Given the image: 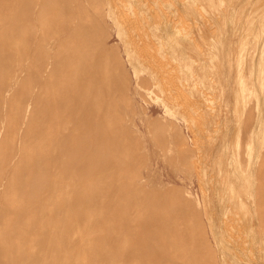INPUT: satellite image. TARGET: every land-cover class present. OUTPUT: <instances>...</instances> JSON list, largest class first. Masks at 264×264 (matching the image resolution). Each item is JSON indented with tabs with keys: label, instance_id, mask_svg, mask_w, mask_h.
I'll list each match as a JSON object with an SVG mask.
<instances>
[{
	"label": "bare ground",
	"instance_id": "1",
	"mask_svg": "<svg viewBox=\"0 0 264 264\" xmlns=\"http://www.w3.org/2000/svg\"><path fill=\"white\" fill-rule=\"evenodd\" d=\"M61 1L65 3L66 0ZM182 1L171 0L163 4L168 9L175 11L177 5H180L182 13L188 18H191V15L196 12L195 7L200 4L202 6L200 8H203L208 14L214 17L221 16L223 23L219 26H222V29L224 28L227 33L235 21L236 5L240 2L243 5L246 1L248 2V0ZM54 2L55 0H0V264H161L162 256H165L164 253L169 250L163 248L165 247L162 245L163 233L159 231L161 227L158 225L157 229H153L154 225L148 224L150 219L146 215V211L150 209H147L148 206L144 203L145 198H155L156 195L153 193L157 194V192L148 193V189L145 190L141 183L145 182L143 172L142 176L132 173L133 169L130 166L132 163H137L140 158L142 159V156L136 149L141 138L139 137V139L130 132L128 126H135L134 117L136 115L148 122L151 114L149 115L146 109L149 108H146L141 101L125 97L121 102L126 115L124 120L118 114L120 111L123 113L122 110L116 113L117 107L115 106V109L112 107L115 102L111 105L112 100L108 99L110 105L107 106L108 112L102 121L97 118L96 113L83 111L84 106L81 104L84 99L78 106L75 97L77 93L74 94V92H80L78 91L80 76L77 75L79 73L73 71L72 66L73 62L78 60L79 52H69L64 55L62 48L70 38L81 37L82 30L76 25L85 19L82 18L84 15L86 18L92 19L93 32L90 30L92 34L89 33L91 35L89 38L92 37L91 42L89 41L90 44L92 43L95 51H100V54L103 52L102 60L107 69L111 68L110 74L112 70L114 71L115 75L110 76L108 73L110 79L109 76L103 75L107 77V80L105 77L103 78L110 86V90L111 87L114 88H112L113 91H116L115 88L122 89L126 86L127 78L130 81V76L128 77L127 74V63L133 71L134 93H140L141 97L142 94H147L154 100L153 102H158L163 108V114L157 113L161 117L156 116L155 119H158L155 122V127L153 126L154 129L147 126V135L152 143L151 153L146 154L144 164L141 165H144L146 169L150 168L153 158L163 159L167 163L165 153L168 150L163 153L159 146V139H162L163 136L165 140L168 137L170 144L168 152L172 153L174 144L179 143L182 151L191 154V161L195 162L199 157L198 153L193 151L192 144L199 147L198 151L203 152L201 149L202 140L194 141L195 138L192 137L193 133L203 137L201 129L197 126H204L207 131H210L212 125H217L214 126L215 128L219 126L216 132L222 133L223 141L220 147L222 150L216 152L213 157L215 163L219 162V166H216L218 173L225 175L224 192L227 195L230 193L234 198L239 197V208L244 209L247 216L249 213L251 215L249 218L246 216L248 223L246 220L244 221V224H248V234L251 237L255 236L254 241V237L251 238L253 246L247 248L248 254H257L259 249H256V252L253 247L258 246L259 243H262L260 246L263 245L262 250H264V220H261L262 217L259 218V206L257 207L259 202L257 192L258 188L260 189L259 185H262L259 181L264 180V10L257 17L252 16V19H249L247 14L246 18H241L244 20L241 25L239 21L235 24L234 28H243L248 32L244 37L239 35L241 37L237 39L240 42L237 44L235 55L228 47L226 39L228 35L224 32L220 40L210 38L213 51L210 50L212 51V54L209 52L211 57L206 61L202 57L203 53L198 51V44L192 36L193 28L190 30L185 25L180 26L178 23L181 20L177 17L178 21L172 14V17L178 21L176 25L173 24L174 21L171 22L170 17L169 19L165 17L162 11L164 8L158 0L154 1L153 7L147 0H128L127 9L146 28L145 31L143 30L146 32V38L153 40L154 44L152 45L146 42L151 45L149 46L153 49H151L152 52L156 50L155 53L158 52L161 55L159 57L170 58L176 62L178 71L176 78L184 88L183 90L179 89V97L183 99V103H181V99L178 100V97L170 99L166 96V84L164 85V83H166L165 81L169 82V73L164 72L165 77L160 76L159 72L147 61V58L141 55L139 41H135L131 36L130 26L128 27L126 19L121 17L122 13L118 6H115V1L86 0L85 3L88 5L86 6L78 0H71L70 17H64L63 4L60 17L52 20L51 12ZM256 2L259 1L256 0ZM178 11L180 12V10ZM82 13L84 15H81ZM160 14L164 19L158 21L156 18L160 17ZM196 14L199 13L196 12ZM108 19L111 20L112 25H109ZM190 21L192 22V20ZM110 30L115 31L120 46H118V42L113 46L107 45L106 38L110 34ZM216 33L214 32V35ZM88 39L87 43L84 42L88 45L85 44V48L89 49ZM222 46L224 51L221 50ZM218 50L222 51V59L225 57L231 61V58L236 57L234 81H232L233 73L231 74L230 71L232 63L223 65L222 59L221 67L215 63L216 58L220 57ZM89 53L91 54L92 51ZM85 55L87 56V53ZM88 56L90 55L88 54ZM88 56L87 59L84 58L86 61L90 58ZM153 61L155 62V60ZM85 63L87 64L88 61ZM89 63L91 62L89 61ZM84 68H82L83 73L85 72ZM95 68L96 66L93 64L88 70L90 73L88 72L87 77L90 78L89 84H91V89H88L89 94L95 91L96 84H100L98 89L103 85L101 82H95V76L99 75H96ZM172 69L170 67L171 71ZM107 72L109 71L107 70ZM105 74L107 75L106 72ZM81 77L83 76L81 75ZM148 81L151 82L150 86ZM86 87L87 85L84 87L85 91ZM105 90L106 86L104 90H101L103 96ZM205 90L215 92L216 99L222 103L215 105L216 102L213 99L210 100L205 96ZM96 91H99V98L102 94L100 90ZM86 93L87 91L83 94ZM111 93L108 92L109 98L112 96H109ZM95 95L97 94L95 93ZM116 95L117 93L114 95L115 98H117ZM103 96L99 99L104 100L101 99ZM147 96L146 99H142L150 102L151 100L149 101ZM195 97H203L205 100L204 107L201 106L202 104H198V101L199 110L195 107L196 104L191 101V98ZM206 101L211 105H206ZM89 103L85 106L86 108L95 105L93 102L90 103L91 105ZM100 103L98 101L96 104ZM186 106L189 111L199 115L198 119L188 112ZM158 107L160 106L158 105ZM151 117L153 119V116ZM195 127L198 128L197 132L194 131ZM137 130L144 136V131L138 127ZM191 133L192 135H190ZM231 133L234 134L233 142L229 138ZM217 138L216 136L214 139ZM142 139L141 147L146 149L148 141ZM210 146L213 145L210 144ZM220 155L223 156V159L220 157L218 159ZM182 156H187V154ZM203 157L205 159L201 161L202 176L206 180V188L210 189V163L205 152ZM224 159L226 167H223ZM119 161L125 163L126 167L123 164L120 165ZM115 162L117 165H114ZM136 165L133 164L134 168ZM180 169L178 170L180 171ZM193 174L190 175L193 176ZM146 179L148 185L157 190L155 174L149 172ZM172 184L175 185V183ZM159 188H162L161 185ZM182 188L183 186H181ZM190 188L185 189L183 193H178L173 199L176 204L182 205L193 214V220L195 218L196 225L200 226V222L203 220L201 221L199 213L202 214V212L198 213L197 206L202 207L203 203L199 199V195L198 197L193 195ZM181 189L179 187V190ZM200 189L204 191L202 188ZM171 190L175 192L173 188ZM171 190L169 189V191ZM243 192L246 194H244L245 197H248L247 199L243 197ZM166 194L164 192L165 196ZM166 197L168 198V195ZM149 199L147 202L151 204ZM207 199L204 200L205 207L210 203L213 204L211 198ZM165 202H167L166 199ZM262 202L264 204V199ZM220 203H222L220 207L222 210L224 203ZM162 206L164 205L162 204ZM223 207V214L226 215L228 208ZM158 209L161 210L159 207ZM164 210L166 209L164 208ZM154 213L156 214V212ZM160 213L159 211L156 215L159 216ZM206 213H208L209 219L207 220L211 222L210 225L220 253L223 256L231 257L229 245L217 224V218L213 212H208L207 207ZM245 213H243L244 216L242 215V221L245 219ZM157 219L161 221L160 217ZM190 223L192 224V222ZM168 224L165 225L163 232L165 230L169 232ZM192 230V232L195 231ZM259 232L262 235L261 238L258 237V235L261 236ZM181 238L183 239V237ZM167 240L172 243L174 241V239ZM191 244L194 245L193 242ZM183 246L181 245L179 249L185 248ZM170 248L175 249L176 247L170 246ZM173 251L170 250V252ZM176 253H174L175 259ZM223 256L221 255L222 258H224ZM183 258L187 257L183 255ZM194 258L195 264H213L214 260L211 256L205 259H200L197 256ZM257 258L260 259L258 256ZM177 260L180 262V259ZM231 260H233L232 264H245L234 255ZM163 263L165 264V262ZM224 263H226L225 260ZM247 264L251 263L247 262Z\"/></svg>",
	"mask_w": 264,
	"mask_h": 264
},
{
	"label": "rangeland",
	"instance_id": "2",
	"mask_svg": "<svg viewBox=\"0 0 264 264\" xmlns=\"http://www.w3.org/2000/svg\"><path fill=\"white\" fill-rule=\"evenodd\" d=\"M70 1L71 0H66L65 1V3L63 2L62 3V1L61 0H55V2L54 3H52V12H51V15H52V20L53 19H58L59 17H60V11H61V5H63L64 4V12H63V14H64V17L65 18H69L70 17V15H71V3H70ZM78 1H80L82 4H84V5H86L87 3H85V1L86 0H78ZM113 1H115V6L117 5L118 6V9L120 10V12L122 13H120L121 14V17L125 20L126 19V23H127V26L129 27L130 26V28H129V30H130V34H131V36L133 37V39L135 40V41H139V47H140V52H141V55L143 56V57H146L147 58V61H149L151 64H152V66H153V68L157 71V72H159V75L161 76L162 75V77H165L164 75V72L166 73H169V76H168V79H169V82L168 81H165L166 83H164V85H165V94H166V96L167 97H169L170 99H173L174 97H178V100H180V102L181 103H183V99L181 98V97H179V94H180V91H179V89L180 90H183L184 88H183V86L180 84V81L178 80V78H176L177 77V75H178V71H177V64H176V62H174L172 59H170V58H166V59H164V58H162V57H159V56H161L158 52L157 53H155L156 52V50H154L153 52H152V48L150 47L152 44H154L153 43V40H152V38L151 39H148V38H146V32H144L145 31V27L144 26H142L143 24H141V21H139L138 19H135V17H134V15H132L131 13H130V11L127 9V7H126V4L128 3V0H113ZM117 1V2H116ZM127 1V2H126ZM149 3H150V5H151V7H153L154 6V1L155 0H147ZM159 1V3L162 5V8H164L162 11H163V13L165 14V17L167 18V19H169V17H170V21L171 22H173V24H177L178 23V21L179 20H181V22L180 23H178V24H180V26H182V25H185L188 29H192L191 31H192V33H193V38L195 39V41L197 42V44H198V51H200V52H202L203 54H202V57L206 60V61H208L209 60V58L211 57V52L213 51V49L211 48L212 46V38H216L217 40H220L223 36V33L224 32H226L227 33V31L226 30H224V28L222 29V26L220 27L219 25H222V23H223V21H222V18H221V16L219 17V16H216V17H214V16H212V15H210V14H208L207 12H205L204 10H203V8H200V7H202L200 4L198 5V6H196L195 7V11L197 12V13H199L198 15L196 14V12H194V14H192L191 15V18H188L186 15H184L183 13H182V8H181V6L180 5H177V10L175 11L174 9H172V10H170V9H168L167 8V6L166 5H164L163 3H165V2H168V1H171V0H158ZM162 3H161V2ZM164 1V2H163ZM253 1V2H252ZM257 1H259V2H256V0H248V2L246 1V3L243 5L241 2H240V4H238V5H236V12H235V21H234V23H232V25H231V28H230V30L228 31V33H227V35H228V38H226L227 39V44H228V47H230L231 49H232V51H233V54L235 55L237 52H236V50H237V44L240 42V40L238 41L237 39H240L239 37H241V36H239L240 34L242 35V37H244L245 35H247V31L246 30H244L243 28H240V29H236V28H234V26H235V24H237V22L239 21L240 23V25H241V23H243V21L244 20H241V18L242 19H244V18H246L245 17V15L247 16V14H248V17H249V19H252V16L255 18V17H257L259 14H261L262 12H263V8H264V0H257ZM119 2V3H118ZM182 2H184V0L182 1ZM236 3H239V2H236ZM255 3H257V4H255ZM258 3H259V5H258ZM243 5V6H242ZM245 5H247L246 6V8H245V11H243V8H244V6ZM86 6H88V5H86ZM255 6H257L256 8H255ZM263 6V7H262ZM179 7V8H178ZM262 7V8H261ZM105 8H106V6H105ZM261 8V9H260ZM166 9V10H165ZM196 9H198V10H196ZM257 9V11H255ZM178 10H180V12L178 11ZM204 12V13H203ZM253 12V13H252ZM128 14V15H127ZM170 16H169V15ZM172 14H173V17H175L176 19H177V17L179 18V20L178 21H176V19H174L173 17H172ZM179 14V15H178ZM203 14V15H202ZM251 14V15H250ZM81 15H84L83 13L81 14ZM123 15V16H122ZM130 15H132V16H130ZM161 15V14H160ZM85 16V15H84ZM82 17L84 20H82V22L78 25H76L77 27H80V29L82 30V34H81V37L80 36H76V38L75 37H72V38H70L67 42H66V44L64 45V48H62V49H64V55H67L66 53H72V52H79V55H78V60L76 59L74 62H73V71H75L76 73H79V74H77L78 76H80L79 78H80V88H78L77 90L78 91H80V92H77V91H75L74 92V94L75 93H77L76 95L78 96H75L76 97V100H77V103H78V106H80V104L82 103V100L84 101L83 102V104H81V105H83L84 106V108H83V111H87V112H94V113H96L95 115H98L97 116V118L99 119V120H102V121H104V119L103 118H105V115H107V112H108V107L107 106H109L110 104H109V100L111 101L112 100V102H111V105H112V103L113 102H115V103H117V104H115V103H113V105H112V107L115 109L116 107V109H115V111H116V113H118L120 110H122V112L123 113H121V111L118 113L124 120H125V118H126V115H125V113H124V111H123V107L121 106V102L125 99V97H127V98H129L130 97V99H132L133 98V100L135 99L136 101H141L142 103H143V105L146 107V108H149V109H146L147 110V113L150 115V119H149V121L147 122V120H144V119H141L140 117L138 118V115H136L135 117H134V123H135V126H128L129 127V130H130V132H132V133H134L138 138L140 137L141 138V140L143 141V139L142 138H144V140H147L148 142H147V148L145 149V148H143L144 149V151L142 152V141L140 140L139 141V143H138V146H137V152L138 153H140V155L142 156V159L140 158L138 161H137V163L135 162V163H132L130 166H132L131 168L133 169H131L132 171V173H138V175H140V176H142L143 175V180L146 182V178H147V175H148V173L150 172V173H154L155 174V180H156V182H157V184H158V187L157 186H155L156 188H157V190L156 189H154V188H152V187H150L149 185H148V182H141V183H143L142 185L145 187V190H147L148 189V193H151L152 191L153 192H157V194L156 193H153L154 195H156L155 196V198L154 197H152V199L150 200L149 199V197H146L145 198V205L146 206H148L147 207V209H150L149 211H146V215L149 217V219L150 220H148V221H150V222H148V224L150 223V225H154L153 226V229H155L156 227H161V229L159 228V231H161V233H163V235H162V245L164 246L165 245V247H163V248H168L169 250H167V252H165L164 254H165V256H162V261L163 262H165V264H183V262H184V264H195L194 263V256L196 257H198V258H200V259H205V258H208V257H212L214 260H213V264H232V261L233 260H231V257H232V255H234V256H236V257H238V258H240L245 264H247V262L249 263H251V264H264V261L262 260V257L264 256L263 254H264V250H262V248H263V245H261L260 246V244H262V243H259V244H257L258 246H255V247H253L254 249H255V251H256V249L258 250V253L257 254H251V253H249L248 254V250H247V248H250V247H252L253 246V244H252V239L251 238H253V241L255 240V236H253V237H251V235L250 234H248V232H247V225L248 224H246V223H248L247 222V220H246V214L247 213H245L246 211L244 210V209H240L239 208V206H238V199H239V197H232L231 196V194L229 193L228 195H227V193H225L224 192V186H225V183H226V181H225V175H221V174H219L218 173V170H217V168H216V166L218 165L219 166V162H216L215 163V158L213 157L214 156V154H216V152H220L222 149L220 148L221 147V143H222V141H223V138H222V133H217L216 132V130H217V128L219 129V126L218 127H214V126H217V125H212L211 126V128H210V131H207L206 130V128L204 127V126H202V125H199V126H197L199 129H201V134L203 135V137L201 138V136H199V135H197V134H195V133H193V135H192V133L190 134V135H192V137H193V139H194V141H198V139H200V140H202V150H203V152H201V151H198V149H199V147H196V146H194V144H192V149H193V151L197 154V156L199 157V158H197V160L195 161V162H192L191 161V157H190V155L191 154H188V153H184L183 151H182V149H181V146H180V144L179 143H177V144H174V146H173V150L171 151L172 153H170V152H168L169 151V146H170V144H169V141H168V137L166 138V140H165V138H164V136L162 137V139H159V146H161L160 147V149H161V152H163V153H165L167 150V152L165 153L166 155H167V163L166 162H164L163 161V159H160V158H153L152 159V161H151V167L150 168H148V169H146L145 167H144V165H141V164H144V161H145V158H146V154L147 153H151V146H152V143H151V141H150V137H149V135H147V128L148 127H152V129H154V127H155V122L157 121V119L159 118V117H161V115L159 116L158 114L160 113H162L163 114V108H162V106H161V104H158V102H153L154 100L153 99H151L150 97H148L147 96V94H142V97H141V95H139L140 93H134V86H133V83H134V78H133V71H132V69H131V67L126 63V67H127V74H128V77L130 78L129 80L130 81H128V78H127V80H126V86L125 87H123L122 89H120V88H115V90L116 91H113V87H111V90H110V86H108L107 85V77H105V76H109V74H110V72H111V68H108L107 69V67L105 66V63L103 62V58L104 57H102L103 56V52H102V54H100L101 52L100 51H95V49H94V47L90 44V42H91V39H92V37H90L89 38V36H91L90 34H92V33H90V30H92L91 32H93V27L91 26L92 25V19L91 18H86V16L85 17ZM162 16V15H161ZM160 16V17H161ZM132 17V18H131ZM159 16H157V18L156 19H158V21H161V20H163L164 18H163V16L160 18ZM180 17H182V18H180ZM193 17H195V18H193ZM204 19H203V18ZM208 17H210V18H208ZM213 18V20L216 22H214L213 20H212V18ZM99 18V17H98ZM160 18V19H159ZM216 18V19H215ZM253 18V19H254ZM133 19V20H132ZM188 19H189V21H188ZM196 19V21H194ZM202 19H203V22H202ZM136 20V22H134ZM186 20V21H185ZM190 20H192V22L190 21ZM208 20V21H207ZM87 21H89L88 23H86ZM129 21V22H128ZM132 21V22H131ZM91 22V23H90ZM108 22H109V25H112V22H111V20L110 19H108ZM110 22H111V24H110ZM176 22V23H175ZM196 22V23H195ZM211 24H210V23ZM83 23V24H82ZM135 23V24H134ZM190 23V24H189ZM203 23V24H202ZM89 24V25H88ZM133 24H134V26H133ZM188 24H189V26H188ZM210 24V25H209ZM86 25H88V26H86ZM198 25H199V27H198ZM207 25V26H206ZM210 26V28H209V26ZM217 25V26H216ZM136 26V27H135ZM138 26V27H137ZM193 26V27H192ZM203 26V27H202ZM214 26H216V27H214ZM133 29H132V28ZM195 27V28H194ZM206 27V28H205ZM218 27V28H217ZM88 28V29H87ZM135 28V29H134ZM137 28V29H136ZM197 28H199V29H197ZM203 28V29H202ZM217 28V29H216ZM207 29V30H206ZM220 30V32H219V30ZM242 29V30H241ZM89 30V31H88ZM132 30V31H131ZM135 30V31H134ZM140 30H141V32H140ZM144 30V31H143ZM197 30V31H196ZM212 30H214V32L216 33V35H214V32H212ZM208 31V32H207ZM245 31V32H244ZM114 32V33H113ZM90 33V34H89ZM111 33H113V34H111ZM221 33V34H220ZM133 34V35H132ZM213 34V35H212ZM219 35V38H218V35ZM114 35V36H113ZM210 35V36H209ZM221 35V36H220ZM195 36V37H194ZM201 38H200V37ZM249 36V35H248ZM112 37V38H111ZM116 37V38H115ZM221 37V38H220ZM250 37V36H249ZM75 38V39H74ZM80 38H82V39H80ZM89 38V39H88ZM111 38V39H110ZM212 40H211V39ZM87 39H88V44H90V46H89V49H91V50H89L87 47V49L85 48V44L87 43ZM202 39H204V40H202ZM206 39V40H205ZM209 39V40H208ZM229 39V40H228ZM106 40H108V41H106V43H107V45H109V46H113V45H116L117 44V42H118V46H120L119 44V39L117 38V35H116V33H115V31L114 30H110V34H108V36H107V38H106ZM117 40V41H116ZM149 40V41H148ZM81 41V42H80ZM84 41H86V43L84 42ZM90 41V42H89ZM144 41V42H143ZM83 42H84V44H83ZM111 42V43H110ZM116 42V43H115ZM146 42H149L150 44V46L146 43ZM207 42H208V44H207ZM110 43V44H109ZM230 43V44H229ZM208 46H207V45ZM87 45V44H86ZM156 45V44H155ZM81 46H82V48H81ZM88 46V45H87ZM83 47H84V49H83ZM93 47V48H92ZM81 48V49H80ZM143 48V49H142ZM202 48V49H201ZM152 49V50H151ZM212 49V51H210ZM221 50L222 51H224V47L222 46L221 47ZM92 51V53L90 54L89 52H91ZM219 51V50H218ZM222 51H219V55H220V57L219 58H216V64L219 66V67H221L220 65H221V59L223 58L222 56ZM100 52V53H99ZM209 52L211 53V54H209ZM87 53V56H88V54L90 55V56H88V63L86 64L85 62H87L85 59H87V56L85 55ZM148 53V54H147ZM207 54H209V55H207ZM222 55V56H221ZM85 56V57H84ZM94 56V57H93ZM122 56H124V53H122ZM102 57V58H101ZM151 57H152V60H151ZM85 58V59H84ZM163 60H162V59ZM91 59H92V61H91ZM99 59V60H98ZM98 60V61H97ZM153 60H155V62L153 61ZM82 61H85L84 63L82 62ZM89 61L91 62V63H89ZM222 64L224 65V64H230V63H232V68H231V74H232V81H234L235 80V71H236V67H235V64H236V57H233V58H231V61H228V59L227 58H225L224 57V59H222ZM229 63H228V62ZM82 62V63H81ZM102 63H103V65H102ZM157 63V64H156ZM168 65H166V64ZM81 64H83V65H81ZM95 65L96 66V68H95V71H96V75L97 74H99V75H97L98 76V78H97V76H95L96 77V79H95V82H101L102 84V87H103V89H101L102 87H99L100 89H98V86H100V84H96L95 85V91L96 90H100V93L102 94V95H100V97L101 96H103V93H102V91L101 90H104L105 89V86H106V90H105V92H104V96H103V98H101V99H104V100H100L99 98H98V96H99V91H94L97 95H95V93L94 92H92L91 94H89V92H88V89L90 88V85L91 84H89L90 82V78H88L87 77V75L90 73L88 70H89V68H91V66L92 65ZM162 64V65H161ZM170 64V65H169ZM173 64V65H172ZM88 65H90V66H88ZM85 68H84V67ZM101 66V67H100ZM155 66H157V67H155ZM159 66V67H158ZM84 68L83 69V71H85L86 72V75H84V73L82 72V68ZM86 67H88V69H86ZM104 67V68H103ZM129 67V68H128ZM163 67V69H161ZM166 67V68H165ZM170 67L171 68H173L172 69V71L170 70ZM176 68V69H175ZM103 70H105V71H103ZM107 70L109 71V72H107ZM159 70V71H158ZM89 72V73H88ZM104 72V73H103ZM105 72L107 73V75L105 74ZM129 72V73H128ZM171 72V73H170ZM174 72H175V74H174ZM103 73V74H102ZM109 73V74H108ZM100 74H102V75H100ZM130 74V75H129ZM81 75L83 76V77H81ZM103 75H105V76H103ZM112 75H115L114 74V71L112 70V73L110 74V76H112ZM90 76V75H89ZM109 76V79L111 78ZM87 77V78H86ZM102 78V79H99V78ZM103 77H105V79L103 78ZM132 78V79H131ZM89 79V80H88ZM104 79V80H103ZM84 80V81H83ZM88 80V81H87ZM100 80H103V81H100ZM131 80H133V81H131ZM106 83V85H105V83ZM130 82V83H129ZM149 82V83H148ZM147 83L149 84V86L151 85V82L150 81H148ZM172 82V83H171ZM146 83V84H147ZM168 83H170V84H168ZM87 85V87H86V91H87V93L86 94H83L84 92H86L85 91V86ZM129 86H130V88H129ZM132 86H133V88H132ZM182 86V87H181ZM83 88V89H82ZM113 88V89H112ZM127 88V89H126ZM167 88L169 89L168 91H167ZM91 89V88H90ZM110 91H109V90ZM124 89V90H123ZM129 89H131V90H129ZM107 90H108V92H112L111 94H109V96L110 95H112V96H110V98L108 97V92H107ZM118 91V92H117ZM129 91H131V92H129ZM158 90L156 89V92H157ZM179 91V92H178ZM210 90H205V96L206 97H208L210 100L211 99H213V101H215L216 103H215V105H220L222 102H220V100L218 101L217 99H216V93L215 92H213V91H210ZM106 92H107V94H106ZM117 93V95H116V97L117 98H115V94ZM127 93V94H126ZM159 93H160V91H159ZM178 93V94H177ZM89 96H88V95ZM126 94V95H125ZM133 94V95H132ZM134 94H135V96H134ZM88 96L87 98H86V96L84 97H81V96ZM92 95V96H91ZM144 95V96H143ZM147 96V99L150 101V102H146L144 99H142V98H145L146 96ZM82 98H80V97ZM114 96V97H113ZM133 96V97H132ZM138 96V97H137ZM214 96V97H213ZM92 97V101L90 100V98ZM108 97V98H107ZM121 97H123V98H121ZM80 98V99H79ZM98 98V99H97ZM113 98H114V101H113ZM195 98H197V99H195ZM195 98H191V101L193 102V104H196L195 105V107L198 109V105H197V103H198V101H199V103L198 104H202L201 106L202 107H204L203 105H204V102H205V100H204V98L203 97H195ZM79 99V100H78ZM87 99V100H86ZM109 99V100H108ZM146 99V98H145ZM108 100V101H107ZM118 100V101H117ZM119 100H121L120 102H119ZM98 101H100L101 103L100 104H96ZM103 101V102H102ZM218 101V102H217ZM90 102L91 104H92V102H93V104H95V105H91L90 103V105L91 106H89V107H85L88 103ZM118 102H119V104H118ZM146 102V103H145ZM201 102V103H200ZM80 103V104H79ZM150 103V104H149ZM208 103V104H207ZM108 104V105H107ZM146 104H148L149 106H147ZM156 104H157V106H156ZM97 105H99V106H97ZM101 105V106H100ZM152 105V106H151ZM158 105L160 106V107H158ZM206 105H211V103H209V102H207L206 101ZM116 106V107H115ZM157 107V108H156ZM159 108V109H158ZM86 109V110H85ZM186 109L188 110V107L186 106ZM107 110V111H106ZM199 110V109H198ZM105 111H106V113H105ZM149 112H151V113H149ZM153 112V113H152ZM188 112L189 113H191L194 117H196V119H198V117H199V115L198 114H195L194 112L192 113L191 111H189L188 110ZM158 113V114H157ZM200 113H202V112H200ZM157 114V115H156ZM155 115V116H154ZM151 116H153V119H151L152 117ZM156 116L158 117L157 119H155L156 118ZM141 120V121H140ZM152 120V121H151ZM143 121H144V123H143ZM146 121V122H145ZM151 121V122H150ZM143 124H142V123ZM139 124V125H138ZM142 126H141V125ZM149 124V125H148ZM148 126V127H147ZM154 126V127H153ZM137 127L138 128H140V130L141 131H144L145 132V134H144V136H142V134L141 133H139L138 132V130H137ZM145 128V130H143L144 128ZM135 128V129H134ZM196 128V127H195ZM194 128V131L195 132H197V130H198V128H196L195 129ZM215 128V129H214ZM138 132V133H137ZM143 132V133H144ZM215 133V134H214ZM209 134V135H208ZM211 134V135H210ZM133 135V134H132ZM141 135V136H140ZM208 135V136H207ZM218 137L217 139H214L215 137ZM155 137V136H154ZM139 138V139H140ZM149 138V139H148ZM157 138V137H156ZM230 141H232L233 142V139H234V134L233 133H231L230 134ZM162 140V141H161ZM161 141V142H160ZM163 142V143H162ZM215 142V143H214ZM151 143V144H150ZM161 143V144H160ZM211 145H213V146H210V144ZM175 146H177L176 148H175ZM179 146V147H178ZM149 149V150H148ZM196 151H195V150ZM205 152V154H207V157H208V161H209V167L211 168V170H210V173H209V179H210V181H209V187H210V189H207L206 188V180L203 178V176H202V162L201 161H203L205 158L203 157V153ZM168 153V154H167ZM169 154H171V155H169ZM185 154H187V156H182V155H185ZM219 154V153H218ZM168 155H169V157H168ZM209 155V156H208ZM182 157H185V158H182ZM219 157L220 158H222L223 159V156H218V159H219ZM176 160V161H175ZM188 160V161H187ZM199 160V161H198ZM153 161H155V162H153ZM162 161V162H161ZM175 161V162H174ZM180 163H179V162ZM213 161V162H212ZM159 162V163H158ZM178 162V163H177ZM153 163V164H152ZM163 163V164H162ZM199 163V164H198ZM214 163V164H213ZM223 163H224V166H223ZM223 163H222V166L223 167H226V161H225V159H224V161H223ZM119 164L120 165H124L125 167H126V164L125 163H121L120 161H119ZM118 164V165H119ZM133 164H137L136 165V167L134 168V166H133ZM157 164V166H155ZM179 164V166H177ZM195 164V165H194ZM114 165H117V163L115 162V164ZM119 165V166H120ZM140 165V166H139ZM161 165V166H160ZM173 165H175V166H173ZM191 165H193V166H191ZM118 166V167H119ZM137 166H139V167H137ZM158 166H160V167H158ZM163 166V167H162ZM168 166H172L171 168L170 167H168ZM181 166H182V168H181ZM117 167V166H116ZM141 167V168H140ZM159 169H158V168ZM179 167V168H178ZM185 167V168H184ZM193 167V168H192ZM198 167H200V168H198ZM145 170H144V169ZM153 168V169H152ZM181 168V169H180ZM187 168V169H186ZM191 168V169H190ZM116 169V168H115ZM136 169H137V171H136ZM165 169V170H164ZM178 169H180V171L178 170ZM195 171H194V170ZM200 169V170H199ZM117 170V169H116ZM182 170V171H181ZM160 171H161V173H160ZM166 173H165V172ZM192 172V173H186V172ZM194 171V172H193ZM140 172V173H139ZM142 172H143V174H142ZM145 172H146V174H145ZM170 172H171V174H170ZM160 173V174H159ZM164 175H163V174ZM194 173V174H193ZM196 173V174H195ZM201 173V174H200ZM212 173V174H211ZM142 174V175H141ZM170 174V175H169ZM181 174H185L184 176H185V178L183 177V175H181ZM189 174V175H188ZM190 174H193V176H191ZM201 176H199V175ZM126 175V174H125ZM161 175V176H160ZM165 175H167V176H165ZM175 176V177H174ZM174 179H173V178ZM179 177H180V179H179ZM200 177V178H199ZM190 178H191V180H190ZM223 178V179H222ZM164 179V180H163ZM171 179V180H170ZM194 179V180H193ZM201 179V180H200ZM177 180V181H176ZM203 180V181H202ZM217 180V181H216ZM148 181V180H147ZM166 181H168V182H166ZM171 181V182H170ZM174 181V182H173ZM184 181H186V182H184ZM205 181V182H204ZM223 181V182H222ZM140 182V181H139ZM170 182V183H169ZM222 182V183H221ZM262 182H264V180H262V181H259V183L260 184H262L261 186L259 185V187H260V189L258 188V192H257V198H259V202H258V205H257V207L259 208L258 210V214H259V218L260 217H262L261 218V220L263 219L264 220V204H262L263 202V199H264V189H263V187H264V183H262ZM140 183V184H141ZM168 183V184H167ZM172 183H175V185L177 186L178 184H179V186H175L174 184H172ZM178 183V184H177ZM185 183V184H184ZM238 183V182H237ZM147 184V185H146ZM167 184V185H166ZM182 184V185H181ZM195 184V185H194ZM238 184H240V182L238 183ZM146 185V186H145ZM159 185H161V187L162 188H159ZM181 186H183V188L181 189ZM191 188H190V187ZM196 186V187H195ZM258 186V185H257ZM179 187H180V189L181 190H179ZM185 187V188H184ZM216 187V188H215ZM153 189V190H151V189ZM174 189L175 190V192H172V190L171 189ZM176 188V189H175ZM178 188V189H177ZM190 188V190L193 192V195H195L196 197H198V195H199V199L202 201V203H203V206L201 207V206H197L198 208H197V211H198V213H199V211L200 212H202V214L201 213H199V215H200V219H201V221L202 222H200V226H197L196 225V220H195V218H194V220H193V214H191L188 210H186L182 205H180V204H176L175 203V200L173 199V198H175V196L176 195H178V193H183V191L185 190V189H189ZM200 188H202L204 191H202ZM150 189V190H149ZM169 189L171 190V191H169ZM200 189V190H199ZM207 189V190H206ZM219 189H221V190H219ZM262 189V190H261ZM155 190V191H154ZM166 190H168V191H166ZM173 190V191H174ZM164 192H165V194H166V196L168 195V198L164 195ZM201 192V193H200ZM207 192V193H206ZM221 192V193H220ZM151 193V194H152ZM163 193V194H162ZM219 194H223L222 196L220 195L219 196ZM245 193L243 192L242 193V195H243V197L245 198V199H247L248 197L246 196L245 197V195H244ZM261 198H260V197ZM164 197H166V198H164ZM202 197V198H201ZM221 197H223V198H221ZM157 198V199H156ZM208 198V199H207ZM210 198L213 200L212 202H213V204H209V202H208V206H206L207 207V210H208V212H213L214 213V215H215V217L217 218V224L219 225V227L221 228V231H222V233H223V235H224V237L226 238V241H227V243H228V245H229V249H230V252H231V257H227V256H223V254L222 253H220L221 251H220V248H219V246L217 245V242H216V239H215V236H214V233H213V229H212V227H211V222H210V220H207V219H209V216H208V213H206V207H205V205H204V200H210ZM149 199V202L151 201V204L150 203H148L147 202V200ZM165 199H166V201L167 202H170V203H167V202H165ZM168 199V200H167ZM220 199H222L221 201H220ZM153 200H155V201H153ZM164 200V201H163ZM174 202H173V201ZM258 200V199H257ZM164 203H163V202ZM152 202H154L153 203V205H152ZM162 202V203H161ZM220 202H223L224 204H223V206H225V209L226 208H228V213L226 214V215H224L223 214V206H222V210H221V205H222V203H220ZM157 204H158V206H157ZM160 204H161V206H160ZM162 204L164 205V206H162ZM166 204V205H165ZM169 204H170V206H169ZM260 204V205H259ZM155 205H156V207H155ZM236 205H237V207H238V209H237V207H236ZM149 206H151V207H149ZM152 206H153V209H151L152 208ZM158 207L161 209V210H159L158 209ZM166 209V210H164V208ZM202 209V210H201ZM156 210H158V211H156ZM237 210H239L240 211V214H239V211H237ZM159 211L161 212L160 214L161 215H159V216H157L156 214H157V212L159 213ZM163 211V212H162ZM230 211V212H229ZM154 212H156V214L154 213ZM203 213H204V215H203ZM224 215H222V214ZM243 213H245V219L242 221V219H243V216H244V214ZM163 214H164V217H162L163 216ZM234 214V215H233ZM243 215V216H242ZM249 216H247V218H249L251 215H250V213L248 214ZM261 215V216H260ZM202 216V217H201ZM236 216H237V218H236ZM157 217H160V220L161 221H159L158 219H157ZM168 218V219H167ZM205 219V220H204ZM246 220V223L244 224V221ZM163 221V222H162ZM171 221H172V223H171ZM192 222V224L190 223V222ZM206 221V222H205ZM228 221V222H227ZM231 221V222H230ZM233 221H235V222H233ZM238 221V222H237ZM242 221V222H241ZM177 222V223H176ZM189 222V223H188ZM169 223V224H168ZM263 223H264V221H263ZM169 225L168 226V229H169V232L168 231H166L165 230V232H163V230L165 229V225ZM230 224V225H229ZM159 225V226H158ZM177 225H179V226H177ZM206 225H207V227H206ZM264 225V224H263ZM185 227H186V230H185ZM187 227H188V229H187ZM210 228V229H209ZM157 229V228H156ZM167 229V230H168ZM192 229H194L195 231L194 232H192L193 230ZM197 229V230H196ZM209 230V232H207L208 230ZM234 230V231H233ZM245 230V231H244ZM171 231V232H170ZM192 233H191V232ZM242 231V232H241ZM180 232V233H179ZM169 235H168V234ZM197 233H199L198 235H197ZM168 236H167V235ZM213 234V235H212ZM259 234L261 235V233L259 232ZM238 235H239V237H238ZM168 237V238H167ZM170 237H171V239H170ZM173 237V238H172ZM181 237H183V239L181 238ZM205 237H207V238H205ZM209 237V238H208ZM214 238V240H213V238ZM258 237L259 238H261L262 237V235L261 236H259L258 235ZM167 239H169V240H171L172 241V239H174V241H173V243L172 242H170V241H168ZM189 241V242H188ZM244 241V242H243ZM246 241V242H245ZM175 242V243H174ZM182 242V243H181ZM193 242V244L196 246L195 248L192 246V243ZM209 242H211V243H209ZM216 242V243H215ZM169 243V244H168ZM198 245H197V244ZM215 243V244H214ZM168 244V245H167ZM170 244H172V245H170ZM175 244V245H174ZM183 244H185L184 246H183ZM206 244H208V245H206ZM212 244V245H211ZM246 244H247V247H246ZM174 245V246H173ZM181 245L183 246V247H185V248H183L182 250H181V248L179 249V247H181ZM190 245H191V247H190ZM204 245H206V246H204ZM170 246H172V247H176L175 249H171L170 248ZM177 246H178V248H177ZM200 246H202V247H200ZM215 246V247H214ZM217 246V247H216ZM213 248V249H212ZM245 248V249H244ZM187 249V250H186ZM190 249V250H189ZM192 249V250H191ZM194 249H195V252H194ZM218 251H217V250ZM164 250V249H163ZM170 250L172 251V250H174L173 252H170ZM176 250V251H175ZM184 250V251H183ZM261 250V251H260ZM178 251V252H177ZM189 251V252H188ZM247 251V252H246ZM260 251V252H259ZM263 251V252H262ZM177 252V253H176ZM184 252H186V254H184ZM257 252V251H256ZM174 253H176V259H175V254ZM174 254V255H173ZM217 254V255H216ZM224 257V258H222L221 257V255ZM183 255H184V257H187V258H183ZM186 255H188V256H186ZM207 255V256H206ZM193 256V257H192ZM217 256V257H216ZM245 256H246V258H245ZM255 256V257H254ZM257 256L260 258V259H258L257 258ZM188 257H190V258H188ZM164 258V259H163ZM183 258V259H182ZM248 258V259H247ZM264 258V257H263ZM177 259H180V262H179V260H177ZM181 259L182 260H184L183 262L181 261ZM190 259V260H189ZM193 259V260H192ZM217 259H218V261H217ZM166 260V261H165ZM224 260H225V262L226 263H224ZM245 260V261H244ZM261 260V261H260ZM161 261V264H164L163 262ZM168 261V262H167ZM222 261V262H221ZM170 262H173V263H170ZM177 262V263H176ZM230 262V263H229ZM197 263V262H196ZM200 264V263H199Z\"/></svg>",
	"mask_w": 264,
	"mask_h": 264
}]
</instances>
